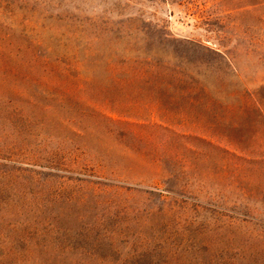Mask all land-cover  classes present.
Segmentation results:
<instances>
[{
    "label": "rangeland",
    "instance_id": "1",
    "mask_svg": "<svg viewBox=\"0 0 264 264\" xmlns=\"http://www.w3.org/2000/svg\"><path fill=\"white\" fill-rule=\"evenodd\" d=\"M0 264H264V0H0Z\"/></svg>",
    "mask_w": 264,
    "mask_h": 264
},
{
    "label": "trees",
    "instance_id": "2",
    "mask_svg": "<svg viewBox=\"0 0 264 264\" xmlns=\"http://www.w3.org/2000/svg\"><path fill=\"white\" fill-rule=\"evenodd\" d=\"M131 52H128V54L125 55H131ZM36 60L40 61L41 60V65L43 66V71H42V75L38 76V78H36L34 81L36 83H41L42 80H47V77H49L50 75H57L58 77L61 78H68V79H77L79 76L83 75L84 78H87L88 73L85 71L83 72V70H81L82 68L79 67V62L74 58H70L68 56H64L62 58L59 57H53V59H51V62H47L46 58L43 57H35ZM49 65H52L54 67V69L50 70L48 67ZM29 78V76H28ZM41 80V81H40ZM215 149H219V147L217 146H212ZM220 152L228 157H233V158H237L234 154L235 153H241L240 150H235L233 149L232 151L229 150H220Z\"/></svg>",
    "mask_w": 264,
    "mask_h": 264
}]
</instances>
